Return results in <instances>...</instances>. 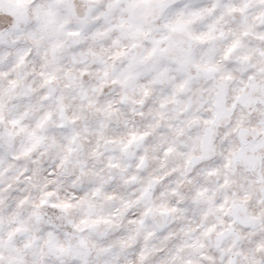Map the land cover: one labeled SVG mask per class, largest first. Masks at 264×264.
I'll return each mask as SVG.
<instances>
[{
  "label": "snow or ice",
  "instance_id": "obj_1",
  "mask_svg": "<svg viewBox=\"0 0 264 264\" xmlns=\"http://www.w3.org/2000/svg\"><path fill=\"white\" fill-rule=\"evenodd\" d=\"M0 264H264V0H0Z\"/></svg>",
  "mask_w": 264,
  "mask_h": 264
}]
</instances>
